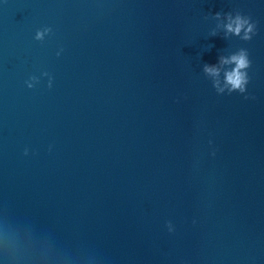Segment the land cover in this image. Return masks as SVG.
<instances>
[{
	"label": "water",
	"instance_id": "95a60500",
	"mask_svg": "<svg viewBox=\"0 0 264 264\" xmlns=\"http://www.w3.org/2000/svg\"><path fill=\"white\" fill-rule=\"evenodd\" d=\"M0 264H264V0H0Z\"/></svg>",
	"mask_w": 264,
	"mask_h": 264
},
{
	"label": "clouds",
	"instance_id": "9594fccd",
	"mask_svg": "<svg viewBox=\"0 0 264 264\" xmlns=\"http://www.w3.org/2000/svg\"><path fill=\"white\" fill-rule=\"evenodd\" d=\"M217 17L220 16V13H215ZM226 33H231L233 35L240 36L242 40H251L256 35V25L251 20L250 17L243 16L241 14H236L235 16L227 14V23L224 24ZM49 31L48 28L38 30L35 33V39L41 40L44 38L45 34ZM215 35V33H213ZM221 65H232V67L224 69V83L221 86L219 79L214 81V86L216 87L219 93H224L227 89L228 93L240 92L246 93L248 84L250 81L249 69L251 68L252 61L248 54L247 49L240 48L237 52L231 54L228 57L220 58ZM204 71L210 74L213 77H219L221 72V67L217 65H208L204 66ZM34 79V78H33ZM29 87H32V84H28ZM51 81H49V87H51ZM248 98V95L245 96ZM27 149H25V154H27ZM173 228L169 224V231H172Z\"/></svg>",
	"mask_w": 264,
	"mask_h": 264
}]
</instances>
